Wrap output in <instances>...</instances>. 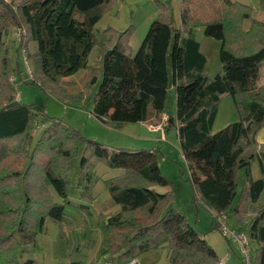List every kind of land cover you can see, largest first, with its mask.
I'll return each instance as SVG.
<instances>
[{"label": "trees", "instance_id": "16d2710c", "mask_svg": "<svg viewBox=\"0 0 264 264\" xmlns=\"http://www.w3.org/2000/svg\"><path fill=\"white\" fill-rule=\"evenodd\" d=\"M114 6L115 0H0V160L9 154L6 143L17 139L11 149L25 161L21 168L0 165V264H24L20 251L35 242L45 216L61 222L67 209L88 213L96 178L92 155L124 170L105 181L118 208L102 219V259L89 260L83 246H74L69 264H122L152 248L164 249L170 264L219 262L170 205L171 192L153 187L167 180L155 161L143 160L148 153L120 147L107 155L101 142L78 135L43 109L18 100L13 93L15 67L8 56L13 27L20 46L27 50V42H35L33 51L24 50L32 63V80L38 76L56 83L82 67L89 70V81L99 77L91 113L113 126L159 121L171 77L175 121L166 116L165 126H175L195 198L218 217L237 196L232 210L238 217L249 213L245 231L255 242L246 261L264 264V203L251 206L264 190V142L256 136L264 127V82L258 83L264 66V20L252 19L244 28L251 8L238 0H179L175 23L167 4L159 1L156 16L133 52V24L119 30L107 27L110 37L96 38V22ZM200 27L219 41L220 69L213 77L203 72L206 57L194 37ZM96 43L99 67L87 64ZM224 95L231 97L240 116L212 132L217 103ZM253 157L261 173L256 178L250 168ZM78 158L83 170L77 182L80 201H74L67 195V172ZM50 187L60 201L53 200Z\"/></svg>", "mask_w": 264, "mask_h": 264}, {"label": "rangeland", "instance_id": "374dc122", "mask_svg": "<svg viewBox=\"0 0 264 264\" xmlns=\"http://www.w3.org/2000/svg\"><path fill=\"white\" fill-rule=\"evenodd\" d=\"M9 1V0H6ZM163 1L173 17L175 23L179 20V0H133L134 17L137 23L135 33L131 40L132 51L138 47L148 24L144 27L145 15L155 8L158 10V2ZM247 4L251 8L250 18L244 20V28H248L252 19L264 20V0H238ZM127 8V5L124 6ZM123 10V9H120ZM128 10V8H127ZM113 10L105 12L94 26L96 38L99 41H106L111 31L106 30L107 26L125 27V13L118 15ZM23 28V27H22ZM142 30V31H140ZM17 30L13 27L9 30L8 56L15 67L14 77L16 79L15 91L18 100L22 103L30 104L37 109H43L44 113L60 124L72 127L77 130L78 135L88 139L101 142L111 154L117 148H131L135 152L148 153L143 160H153L158 165L160 173L166 178L167 184H155L153 187L160 192L170 191V205L178 211L186 224L196 233L201 241H205L215 252L221 264H248L245 259L241 244L246 246L248 253H252L255 242L249 239L245 231V220H248L249 213L242 212L241 217L233 212L237 196L231 206L218 217H214L213 212L206 207L196 195L191 184V174L186 160L181 154L179 140L174 124L169 123L167 130L155 131L149 128L147 122H128L118 126H113L98 120L92 113L93 96L97 91L100 78L89 81L90 72L82 67L75 72L61 78L56 83H46L38 76L32 80L30 70L32 63L24 57V50L33 51L35 42H27V50L19 45ZM194 37L200 43V49L206 57V64L203 72L208 77H213L220 69L218 58L219 41L204 34L200 27L194 32ZM99 44L96 43L88 55L87 64L100 66L101 59L98 53ZM34 76V73L32 71ZM264 82V66L260 68L259 84ZM216 116L211 126V131L215 132L228 123L239 119V112L232 99L228 95L220 97ZM164 113L175 121V96L171 77L167 91V100L164 106ZM164 116V118H166ZM167 119L161 123H167ZM161 121V119H160ZM61 126V125H60ZM37 135V134H36ZM35 135V136H36ZM257 140L264 142V127L257 133ZM36 138V137H35ZM77 139H79L77 137ZM35 141V140H34ZM17 139H11L6 146L9 154L0 160V165L10 163L12 167L21 168L24 162L18 158L11 149L14 148ZM5 144V143H4ZM92 171L96 175L91 186L93 199L89 202L88 213L67 209L65 218L59 222L49 216L44 217V224L41 231L35 235V242L23 247L19 258L21 262L27 264L34 261L35 264H69L68 254L74 246H83L89 260H101L103 251L102 219L105 214H109L118 208V204L113 201L105 185L108 179H115L124 173L121 167H110L107 159L96 155L90 156ZM79 159H75L67 172L69 186L67 195L74 201H80L77 182L80 170ZM136 162V165H139ZM138 163V164H137ZM250 168L253 176L260 177L261 173L256 157L250 161ZM243 169L237 172L240 181L237 189L241 190ZM53 200L60 201L50 187ZM264 203V190L259 198L251 206ZM218 222L219 227L215 226ZM224 226L226 230H224ZM233 233H236L237 236ZM241 243V244H240ZM138 264H170L167 253L162 248H152L145 250L137 256Z\"/></svg>", "mask_w": 264, "mask_h": 264}, {"label": "crops", "instance_id": "0c3cea01", "mask_svg": "<svg viewBox=\"0 0 264 264\" xmlns=\"http://www.w3.org/2000/svg\"><path fill=\"white\" fill-rule=\"evenodd\" d=\"M128 4H131L133 6V0H115V6H114L115 7V13L114 14L118 15L120 12H123V10H124L125 23H127L125 26H127L129 24H133L135 29H136L137 23L135 21L134 12L132 10L134 8L130 7ZM126 5H127L128 10H127V8L126 9L124 8V6H126ZM120 9H123V10H120ZM157 12H158V10L156 11L155 8H153L150 11V13H148L149 14L148 17H147V15H145V20L143 21L144 22L143 28H145L147 26V24L150 22V20L156 16ZM107 27H110V26H107ZM111 27H113V26H111ZM114 28L117 30L121 29V27H114ZM140 31H142V30H140ZM131 40H132V38H131ZM164 116H166L165 113L162 114V118H164ZM162 118H161V120H162ZM145 122L148 123L150 129L154 128L152 130H155V131H159V129H160L161 131H164V134H165V131L167 130V127H168V126L167 127L165 126L166 123H161L162 121H160V120L159 121H145Z\"/></svg>", "mask_w": 264, "mask_h": 264}, {"label": "built area", "instance_id": "2783aa9c", "mask_svg": "<svg viewBox=\"0 0 264 264\" xmlns=\"http://www.w3.org/2000/svg\"><path fill=\"white\" fill-rule=\"evenodd\" d=\"M11 79H13V78H11ZM16 96H17V98H18V95H17V94H16ZM164 119H166V118H162V120H164ZM162 120H161V121H162ZM162 122H163V121H162ZM224 230H226L225 227H224ZM233 234L235 235V237L237 236L236 233H233ZM240 244H241V243H240ZM241 248H242V251H243V253H244L245 259L247 260V258H248V253H247L246 246H243V245L241 244ZM107 264H113V263H107ZM122 264H138V263H137V260H136V259L130 258V259L124 261ZM218 264H221V262L219 261Z\"/></svg>", "mask_w": 264, "mask_h": 264}]
</instances>
